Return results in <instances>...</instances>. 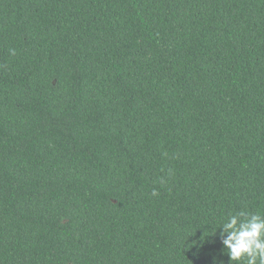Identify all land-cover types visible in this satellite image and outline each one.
<instances>
[{"label":"trees","instance_id":"trees-1","mask_svg":"<svg viewBox=\"0 0 264 264\" xmlns=\"http://www.w3.org/2000/svg\"><path fill=\"white\" fill-rule=\"evenodd\" d=\"M241 211L264 0H0V264H229Z\"/></svg>","mask_w":264,"mask_h":264},{"label":"clouds","instance_id":"clouds-1","mask_svg":"<svg viewBox=\"0 0 264 264\" xmlns=\"http://www.w3.org/2000/svg\"><path fill=\"white\" fill-rule=\"evenodd\" d=\"M10 53L14 55L15 50ZM151 194L159 195L156 189ZM219 228L229 264H264V216L241 211L230 215Z\"/></svg>","mask_w":264,"mask_h":264}]
</instances>
